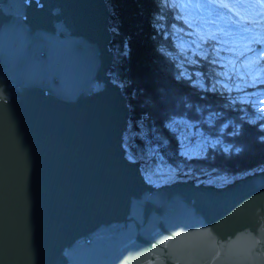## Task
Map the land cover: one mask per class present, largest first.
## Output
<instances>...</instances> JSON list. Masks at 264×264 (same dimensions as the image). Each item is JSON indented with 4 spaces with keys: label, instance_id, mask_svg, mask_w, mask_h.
Instances as JSON below:
<instances>
[{
    "label": "water",
    "instance_id": "obj_1",
    "mask_svg": "<svg viewBox=\"0 0 264 264\" xmlns=\"http://www.w3.org/2000/svg\"><path fill=\"white\" fill-rule=\"evenodd\" d=\"M107 0H0V264H264V168L157 185L124 144Z\"/></svg>",
    "mask_w": 264,
    "mask_h": 264
},
{
    "label": "trees",
    "instance_id": "obj_2",
    "mask_svg": "<svg viewBox=\"0 0 264 264\" xmlns=\"http://www.w3.org/2000/svg\"><path fill=\"white\" fill-rule=\"evenodd\" d=\"M107 2L115 52L109 73L128 96L126 148L142 161L146 178L155 179L156 168L163 166L172 169V181L226 177L224 185L263 169L264 115L217 83L222 65L216 63L226 61L223 54L241 53L244 44L220 42L228 38L220 34L227 30L222 18L198 6L185 14V0ZM208 22L218 30L193 29ZM245 26L256 28L250 21ZM219 54L222 60L215 57ZM196 137L206 139L204 150L189 154L183 146Z\"/></svg>",
    "mask_w": 264,
    "mask_h": 264
},
{
    "label": "rangeland",
    "instance_id": "obj_3",
    "mask_svg": "<svg viewBox=\"0 0 264 264\" xmlns=\"http://www.w3.org/2000/svg\"><path fill=\"white\" fill-rule=\"evenodd\" d=\"M184 13L187 14L193 7L198 6L204 12H214L219 16L221 22H224L221 29L222 33L228 38H222L220 42H230V40L244 43L241 53L238 54H223L225 62L218 61L216 64H221L222 68L219 71L221 79L217 83L226 88L232 95L243 102L252 104L260 113L264 115V88L259 87L264 80V6L259 4V0H185ZM228 7H222V5ZM217 20V19H213ZM245 21H250L256 28L245 26ZM197 33L206 31L215 32L217 27L213 23H204L199 28H193ZM253 30V31H252ZM194 34V32H193ZM198 34L196 38H198ZM195 45L199 43L195 38ZM178 40V43H181ZM255 44H259L256 47ZM199 53L202 51L199 49ZM219 54L215 56L222 60ZM198 78L200 76L198 75ZM201 81V79H200ZM239 89V90H238ZM206 139L196 137L192 141L185 142L183 149L189 154H194L198 150H204ZM126 146V142H124ZM198 145V146H197ZM172 169L164 168L163 166L156 168V177L149 180L157 185L172 181L170 176ZM173 172V171H172ZM165 173V174H164ZM195 178V177H194ZM198 182L214 183L217 185L228 181L226 177H220L218 182H214L213 178L202 179L199 175L195 178Z\"/></svg>",
    "mask_w": 264,
    "mask_h": 264
},
{
    "label": "snow or ice",
    "instance_id": "obj_4",
    "mask_svg": "<svg viewBox=\"0 0 264 264\" xmlns=\"http://www.w3.org/2000/svg\"><path fill=\"white\" fill-rule=\"evenodd\" d=\"M259 4L261 5V6H264V0H259ZM222 7H228V5H226V4H224V5H222ZM208 39H212V37H209ZM205 42H207V41H205ZM194 55H195V53H194ZM262 55H264V54H262ZM205 58H207V57H205ZM198 62V61H197ZM212 63H216V61L215 60H213L212 61ZM190 79H191V77H189ZM239 90V89H238ZM262 127H264V125H261ZM227 150V149H226Z\"/></svg>",
    "mask_w": 264,
    "mask_h": 264
},
{
    "label": "bare ground",
    "instance_id": "obj_5",
    "mask_svg": "<svg viewBox=\"0 0 264 264\" xmlns=\"http://www.w3.org/2000/svg\"><path fill=\"white\" fill-rule=\"evenodd\" d=\"M132 157V156H131ZM133 158V157H132ZM188 179H190V178H188ZM195 179V178H194ZM196 182H198V181H196Z\"/></svg>",
    "mask_w": 264,
    "mask_h": 264
},
{
    "label": "clouds",
    "instance_id": "obj_6",
    "mask_svg": "<svg viewBox=\"0 0 264 264\" xmlns=\"http://www.w3.org/2000/svg\"><path fill=\"white\" fill-rule=\"evenodd\" d=\"M177 180H181V179H177ZM175 181V180H174ZM171 182H173V181H171Z\"/></svg>",
    "mask_w": 264,
    "mask_h": 264
}]
</instances>
